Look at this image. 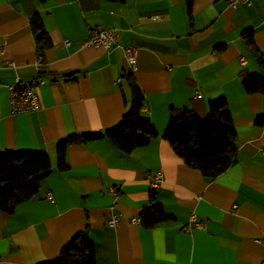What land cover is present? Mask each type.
<instances>
[{
  "label": "crops",
  "instance_id": "obj_1",
  "mask_svg": "<svg viewBox=\"0 0 264 264\" xmlns=\"http://www.w3.org/2000/svg\"><path fill=\"white\" fill-rule=\"evenodd\" d=\"M34 13L51 42L41 52L40 105L12 114L7 85L15 75L33 76ZM94 26L116 29L120 46L135 47L140 113L158 136L130 152L105 138L70 144L67 166L58 170L57 140L102 131L125 110L123 51L84 45ZM247 29L264 57V0L236 8L227 0H192L190 14L184 0H0V46L14 63L0 66V150L38 149L50 160L35 194L12 212L0 211V264L52 259L84 230L96 264H264V125L254 123L264 114V92L248 93L240 80L264 77V68L240 38ZM218 96L232 118L235 149L230 165L209 179L161 135L171 112L188 107L204 116ZM158 170L162 182L151 188ZM152 201L167 219L150 228L133 222ZM190 212L204 227L185 233ZM110 213L118 216L116 226L105 223Z\"/></svg>",
  "mask_w": 264,
  "mask_h": 264
},
{
  "label": "trees",
  "instance_id": "obj_2",
  "mask_svg": "<svg viewBox=\"0 0 264 264\" xmlns=\"http://www.w3.org/2000/svg\"><path fill=\"white\" fill-rule=\"evenodd\" d=\"M184 3L187 14H190L192 0H184ZM30 28L37 51L41 53L51 42L36 13L30 18ZM240 38L259 66L264 68V57L254 44L251 30L243 31ZM121 78L126 80L130 89L129 107L124 97L125 110L115 124L102 131L73 133L57 140L55 165L58 170H64L67 166L64 152L70 144L105 138L120 151L130 152L158 136L150 120L140 113L144 95L132 73L125 71ZM240 80L246 92H264V77L260 73L241 76ZM254 123L264 125V114H257ZM161 136L187 166L199 169L209 179L224 171L232 162L234 129L226 100L222 96L208 101L204 116L188 107L171 112ZM49 172L50 160L43 150H0V211L12 212L18 203L32 197L39 182ZM138 218L141 226L150 228L166 220L167 215L160 203L152 201L142 208ZM37 264H96L94 244L85 230L77 232L61 246L56 257Z\"/></svg>",
  "mask_w": 264,
  "mask_h": 264
},
{
  "label": "built area",
  "instance_id": "obj_3",
  "mask_svg": "<svg viewBox=\"0 0 264 264\" xmlns=\"http://www.w3.org/2000/svg\"><path fill=\"white\" fill-rule=\"evenodd\" d=\"M252 0H227L228 5L232 8H236L240 4L249 5ZM117 30L112 27H99L94 26L89 29L88 36L84 40V45H90L93 47H101L106 51L113 49L116 46H120L118 41ZM123 51L125 62L128 66V71L133 72L136 69V57L135 47L132 45L120 46ZM238 61L240 64L245 63L243 56H240ZM0 66L2 67H14L12 61L6 60L3 57V49L0 46ZM33 76L30 79L23 80L18 75L14 76L13 81L7 85L8 90V103L9 112L12 114L32 112L39 108L40 102L38 98L37 89L43 85L45 80L41 77L43 70V58L41 53L37 52L36 58L32 64ZM259 152L264 156V147L259 148ZM162 182L161 171H155L149 181L151 188L157 187ZM108 190L114 193L113 187H109ZM133 222H139V218H133ZM105 223L108 226H116L118 223V216L114 213H110L105 219ZM204 227V221L199 219L195 212H190L187 222L182 225L181 229L185 233H190L193 229H200Z\"/></svg>",
  "mask_w": 264,
  "mask_h": 264
},
{
  "label": "water",
  "instance_id": "obj_4",
  "mask_svg": "<svg viewBox=\"0 0 264 264\" xmlns=\"http://www.w3.org/2000/svg\"><path fill=\"white\" fill-rule=\"evenodd\" d=\"M120 85H121V88H122V91H123V94H124V97H125V100H126V103H127V107H129L130 105V98H131V93H130V89H129V86L126 82L125 79H120Z\"/></svg>",
  "mask_w": 264,
  "mask_h": 264
}]
</instances>
